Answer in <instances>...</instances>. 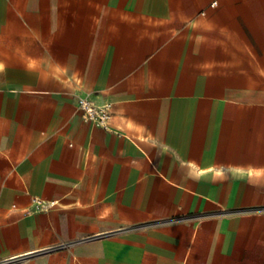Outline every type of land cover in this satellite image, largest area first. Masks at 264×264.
<instances>
[{
	"label": "crops",
	"instance_id": "0c3cea01",
	"mask_svg": "<svg viewBox=\"0 0 264 264\" xmlns=\"http://www.w3.org/2000/svg\"><path fill=\"white\" fill-rule=\"evenodd\" d=\"M0 264H264V0H0Z\"/></svg>",
	"mask_w": 264,
	"mask_h": 264
},
{
	"label": "built area",
	"instance_id": "2783aa9c",
	"mask_svg": "<svg viewBox=\"0 0 264 264\" xmlns=\"http://www.w3.org/2000/svg\"><path fill=\"white\" fill-rule=\"evenodd\" d=\"M211 6H216V2H213ZM78 107L81 111L82 120L85 123L93 124L95 126L101 127L104 130L109 129L110 123L113 119L111 104L107 103L103 105H96L89 99L82 98L78 102ZM30 204V208L21 209L19 212L24 215L34 213H48L56 207V201H49L39 197H31ZM14 211H17V208L12 206L10 212ZM67 247L68 244H60L56 246V248Z\"/></svg>",
	"mask_w": 264,
	"mask_h": 264
},
{
	"label": "rangeland",
	"instance_id": "374dc122",
	"mask_svg": "<svg viewBox=\"0 0 264 264\" xmlns=\"http://www.w3.org/2000/svg\"><path fill=\"white\" fill-rule=\"evenodd\" d=\"M239 44V43H238ZM240 47V46H238ZM242 47H243V44H242ZM236 56H237V61L236 63L240 64L242 62V58L240 57L241 54L240 53H236ZM241 59V60H240ZM53 250H63V248H54ZM8 262H12L14 263L15 261H8ZM17 262V261H16Z\"/></svg>",
	"mask_w": 264,
	"mask_h": 264
}]
</instances>
